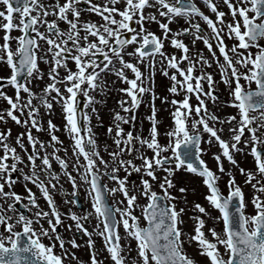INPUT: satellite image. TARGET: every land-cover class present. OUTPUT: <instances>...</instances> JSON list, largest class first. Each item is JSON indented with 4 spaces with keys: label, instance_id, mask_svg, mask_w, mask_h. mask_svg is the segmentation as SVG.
<instances>
[{
    "label": "snow or ice",
    "instance_id": "snow-or-ice-1",
    "mask_svg": "<svg viewBox=\"0 0 264 264\" xmlns=\"http://www.w3.org/2000/svg\"><path fill=\"white\" fill-rule=\"evenodd\" d=\"M200 4L0 0V65L8 69L0 76L5 105L0 107L5 125L0 129V264H264V0ZM185 36L191 37L188 43ZM166 42L177 51H166ZM213 64L219 81L207 70ZM158 67L169 78L171 98L155 91ZM45 76L42 87L33 84ZM117 80L126 86L115 87ZM220 82L229 96L224 103L236 109L224 117L208 107L220 99L215 91ZM113 89L123 95L105 129L109 145L100 142L94 128L103 124L97 105L103 106L102 97ZM145 94L146 135L143 121L139 128L136 123ZM157 99L171 106V123L163 133ZM54 105L63 116L67 145L56 134L61 125L51 119ZM8 121L23 130L13 136ZM213 141L219 148L212 153L215 169L201 146ZM237 153L251 156V166H243ZM178 172L201 178L204 199L217 215L199 202L189 204L190 189L178 183ZM133 173L136 181H130ZM221 174L228 177L226 193L218 183ZM237 174L243 178L239 182ZM62 179L70 183L73 197L84 189L89 208L78 212L57 204L56 191L65 193V204L78 203L67 198ZM21 182L23 192L16 189ZM245 187L251 193L247 198ZM189 208L191 230L184 226ZM65 220L72 221L65 231L74 235L58 231ZM81 233L87 237L84 245L77 243ZM94 237L101 239L100 249ZM82 246L87 260L73 251ZM189 247L205 259L198 260Z\"/></svg>",
    "mask_w": 264,
    "mask_h": 264
},
{
    "label": "rangeland",
    "instance_id": "rangeland-1",
    "mask_svg": "<svg viewBox=\"0 0 264 264\" xmlns=\"http://www.w3.org/2000/svg\"><path fill=\"white\" fill-rule=\"evenodd\" d=\"M197 3L200 4V0H197ZM200 6L202 7V9L208 13L207 8H205L203 6V4H200ZM209 15H211V13H208ZM182 23V22H181ZM153 31H156L159 34V29L158 26L156 24H152L149 26ZM171 27L173 29H177L179 27L178 24H172ZM18 33H15V35H17ZM191 37L185 36L184 40L186 43H188L190 41ZM233 41L228 40L226 43L227 44H231ZM261 43H264V41H261ZM196 47L199 48H204V53L205 55H208L207 53V49L204 47V45L202 44L201 41H197L196 42ZM165 50L166 51H177L176 49L172 48L171 46H169L167 44V42L165 43ZM253 51H255V49H253ZM219 55V54H218ZM71 63H70V67H71ZM41 69H47V65L41 63L40 64ZM208 71L212 72L214 75V79L216 81H219V75L217 74V69L215 64H213V66L209 69H207ZM8 72V69L5 66L0 65V76L2 75H6ZM61 74L63 75V71L61 70ZM107 76V74H105ZM110 79H115V77H109ZM47 81V76L44 77V80L42 81H33V84L39 85V86H43V84ZM170 84L169 78L162 75L161 72L159 71V67L157 68V72H156V76H155V91L161 95H167L169 96V98H171V94L168 93L167 88ZM126 86L124 84H121L120 81H116V86L115 87H123ZM255 85H253L254 87ZM216 89L218 90V92L221 94V96L219 97L220 99L213 104L211 101L208 102V107L210 108V110L217 111L218 116L224 117L228 114H234L236 112V109L232 106H228L226 105L224 102L226 100L229 99L228 96V91L226 89V86L220 82L217 83L216 85ZM38 90V89H36ZM63 90V89H62ZM8 92L9 94L12 93V89L8 88ZM123 94L119 93L118 91H116L115 89H113L110 93H108L106 95V97H102V99L105 100V104L103 106L101 105H97V107L100 109L101 112V120L103 121V125L104 127H95L94 131L98 134V139L100 140L101 143H107L109 145H111V141L109 139H107L106 135H105V129L107 127V125L109 123H111V119H110V115H111V110L112 109H117L118 110V105L116 104V101L118 99L121 98ZM181 98L180 96H177V99ZM143 99V103H141L137 110H136V117H137V128L140 127L141 125V121H143V133L146 135L147 134V130L149 128V121L146 119H143L144 116H146L149 112V106H148V97L147 94H145V96L142 98ZM195 100L194 97L191 98V102L193 103V101ZM156 108L158 110V114H157V119L158 121H160V131L163 133V131L165 130V128L171 123L170 121V117H169V112L171 110V106L170 105H166L164 103H162L159 99L156 100ZM5 105L3 104V102H0V107H4ZM214 107V108H213ZM42 117L43 120L46 121L49 117L44 114V111L42 110ZM51 119L53 120L54 123H56L57 125H61V127L57 130L56 134L61 138V140L64 141V143L67 145L69 143V140L67 138L66 133L63 131L62 129V124H63V116L61 114L60 111V107L58 105H54V113L51 116ZM13 123V122H12ZM92 124L93 125H97L98 121L93 117L92 120ZM219 126V125H218ZM123 127L128 128L129 125H123ZM225 127H227V125H225ZM11 129L12 131H18L19 128L13 123L11 125ZM33 134L34 135H39L41 137V139H47V134L45 132H40V133H36L35 130H33ZM224 136H227V132L224 133ZM161 140L163 141V137H161ZM206 149H207V153L205 155L206 159H207V163H209L210 167L215 168V161L212 157V153L213 152H217L219 151L218 145L216 144L215 141L212 142L211 146H209L208 144H204ZM103 154V153H102ZM61 155H63V153H61ZM70 155V153H69ZM107 158V157H105ZM236 158L237 160L245 167H250L252 164V158L251 156H245L243 154L237 153L236 154ZM139 162V161H137ZM224 166L227 169L228 167H230V165L228 164V162L226 160H224ZM233 172H236L235 167L232 168ZM123 174V173H121ZM132 175V174H131ZM134 175V180L131 179L130 176V181H136L137 180V174L133 173ZM228 177L226 175L221 174V179L220 181L222 183L225 184V182L227 181ZM243 178L240 177L237 174V181L239 182L240 180H242ZM63 180V179H62ZM176 180L178 181V183L187 186L190 189V192L188 194V201L189 204H192L193 202H199L201 203L205 208H207L212 215H217L218 212L217 210L210 208V206L208 205L207 201L204 199V195L207 191L206 186L202 184L201 182V178L195 174H191V173H187V172H178L176 174ZM65 186H66V181L63 180ZM71 191V186L68 188ZM175 191V190H174ZM81 194L83 195L84 201H85V208L87 209L90 206V202L88 200V198L85 195L84 189L81 188L80 189ZM245 194H246V198L248 196H250V190L249 188L245 187ZM72 196V195H71ZM179 206V204H178ZM249 211H251V205H249L248 208ZM192 210L189 208L186 210L185 214H184V220H185V228L187 230H191V226H192V221L188 219V217L190 215H192ZM137 215H139V210H137ZM141 222L143 223V220H141ZM94 223V220H93ZM208 224L211 225L212 221L209 220ZM89 225H86V227ZM217 229L220 228V225L217 224ZM121 234H123V229L120 230ZM95 242H96V247L97 249H100L102 244H101V239L99 237H94ZM87 240V239H86ZM132 244H135V241H132ZM187 247V246H186ZM87 250V247H86ZM189 253H191L193 256H196V258L198 260L203 261L205 258L201 257V256H197L196 254V250L194 247H189L188 248ZM88 252V250H87ZM102 255H106V253H101ZM88 258V256H87ZM86 258V260H87ZM73 264H76L75 261H73ZM105 264H107V261L105 262Z\"/></svg>",
    "mask_w": 264,
    "mask_h": 264
},
{
    "label": "flooded vegetation",
    "instance_id": "flooded-vegetation-1",
    "mask_svg": "<svg viewBox=\"0 0 264 264\" xmlns=\"http://www.w3.org/2000/svg\"><path fill=\"white\" fill-rule=\"evenodd\" d=\"M11 125H12V122H11V121H8L7 126H8V127H11ZM16 126H17V125H16ZM4 127H5V125L3 124V126L0 127V129H3ZM17 127L19 128V130H18V131H12L13 136H14L17 132L23 130V129H21L19 126H17ZM203 156H204V153H203ZM54 166H55V165H54ZM213 169H215V168H213ZM218 183L220 184V186L224 185V183H222L220 180H219ZM61 184L63 185L64 189L67 190V198H68L69 200H71V199H76L78 203H77L75 206H73V205H71V204H65V203L63 202V200H64V198H65V193H64V192H60V191H56V192L53 193V195H54V198H55L57 204L60 205V207H61L62 209H65V210H66V209H68V208H73V210L79 212V211L81 210V208H84V206L81 205V204H83V202H82L83 195L81 194L80 190H79L78 194H77L75 197H73V196H71V191L68 189V188L71 186L70 183H68V182L66 181V186H65L63 180H61ZM29 187H32V188H33V191H34V192H37V195H38V197H39V193H38L37 189L35 188V186L29 184ZM16 189H17L18 191L23 192L22 182H21V183H18V184L16 185ZM25 202H26V201H25ZM44 202H45V201H44L42 198H38V203L41 205L42 208H46V207L42 206V204H44ZM21 210H22V211H25L26 213L28 212V210H26V209H22V208H21ZM70 223H72V221H70V220H65V222H64V226H58V231H60L65 237H69V236H71V235H74V233H72V232L65 231V227H66V225H67V224H70ZM85 226H86V225H85ZM76 239H77V243H79V244H81V245H84V242L86 241L87 237L84 236V235L81 233V234H79V235L76 236ZM85 248H86V246H82V247H80L79 249H73V251H75L76 254H77L81 259H83V258H85V257L87 256V253H86ZM57 251H59V249H57Z\"/></svg>",
    "mask_w": 264,
    "mask_h": 264
},
{
    "label": "water",
    "instance_id": "water-1",
    "mask_svg": "<svg viewBox=\"0 0 264 264\" xmlns=\"http://www.w3.org/2000/svg\"><path fill=\"white\" fill-rule=\"evenodd\" d=\"M125 35H127V33H125ZM22 76H23V74H21V78H22ZM83 99H84V98L80 99V106H81V107L83 106Z\"/></svg>",
    "mask_w": 264,
    "mask_h": 264
}]
</instances>
